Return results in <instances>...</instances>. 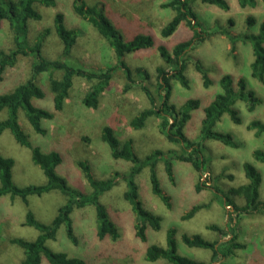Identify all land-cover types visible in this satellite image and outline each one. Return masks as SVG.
I'll use <instances>...</instances> for the list:
<instances>
[{
    "label": "rangeland",
    "instance_id": "obj_1",
    "mask_svg": "<svg viewBox=\"0 0 264 264\" xmlns=\"http://www.w3.org/2000/svg\"><path fill=\"white\" fill-rule=\"evenodd\" d=\"M88 6L98 5L102 7L106 17L120 32L124 41H129L139 34L151 35L155 45L143 50L125 54L123 61L132 70V77L136 82L141 80V75L147 73L149 78L145 84L157 98L158 94V67H167L160 56L157 47L163 45L169 50L179 42L190 39L194 31L186 24L181 23L177 30L169 37L161 35V29L171 20L174 12L161 5L168 0H135L129 11L120 12L116 6L120 0H81ZM124 1V0H122ZM132 2V0H129ZM153 1V2H152ZM74 0H56L53 7H44L37 4L36 8L42 15L40 21L31 20L27 39L33 44L35 36L43 28H49L42 54L50 60H64L72 66H82L87 70L101 71L117 62L116 56L108 42L100 36L95 28L86 20L78 16L73 8ZM230 9L225 11L216 6L195 0L191 3L197 15L200 27L211 31L205 40L196 48L188 52V65L186 76L190 81V88H183L178 81L172 80L173 90L171 101L181 106L188 99H199L201 106L191 112V119L187 122L184 133L188 139L198 140L201 138L200 127L203 109L211 102L213 97L221 91L218 79L223 74H230L235 81L244 78L247 87L261 98L262 103L254 112H249L245 102H238L235 108L241 117V123L235 124L229 115L225 114L216 124L215 130L232 134L240 143L239 148H230L214 140H207L205 144V156L207 169L201 176L192 165L180 161L173 162L174 180L172 184L165 172L163 162L156 166V172L164 192L170 196L171 208H167L161 199L154 195L151 189L149 169L145 168L134 178L138 186L139 199L145 208L161 217V229L158 232L148 228V241L142 243L135 235L134 224L136 214L131 204L125 200L124 192L127 189L125 180L120 179L118 184L101 197L113 222L118 227L120 237L116 241L111 239L99 240L96 235V218L93 207L75 209L72 213V221L78 243L74 244L66 235L64 226L57 232L55 240H49L47 245L57 252H65L69 256L84 259L88 264H162L145 260V249L149 244L166 245V235L170 228L176 230L178 252L193 260L209 262L211 251L201 248H190L182 240V235L200 234L205 239L214 241L221 239L218 232L209 229L216 225L225 227L228 223L227 209L221 197L214 193L213 186L227 191L229 187H235L246 183L243 163L253 162L262 175L261 195L264 200V163L253 159L252 152L255 148L264 149L262 139L254 136V131L247 129L252 120L264 122V82L251 75V63L254 60L252 46L249 42L237 41L234 50L229 39L220 29H226L233 35L247 32L256 34L260 24L264 21V4L257 0L255 8H241L237 0H227ZM152 3V5H151ZM104 6V8H103ZM142 8L153 10L154 16L152 27L134 26L131 32H123L114 22H124L126 13H135ZM144 11V10H142ZM56 13L64 15V22L69 29H78L80 34L74 45L70 58L62 56V42L54 28ZM132 15V14H131ZM253 16L256 24L250 28L246 26V19ZM231 21V22H230ZM160 26V28H158ZM200 27H197L200 29ZM0 48L8 51L13 48L12 33L7 21L0 28ZM141 52V53H140ZM33 56L20 57L16 66L9 69L4 80L0 84V94L9 92L18 84L25 82L30 77V64ZM199 60L208 70L210 76L216 81L210 88H204L200 74L194 68V60ZM141 70V73L138 71ZM125 73L116 71L108 89L102 94L101 103L97 110L87 109L82 104V99L87 92L88 85L85 80L75 78L70 97L66 101L64 109L60 112L54 110L53 93L50 90L48 75H41L40 84L45 93L43 99L33 100V105L54 113L52 120H44L42 125L49 130L47 136L36 134L24 111H19V122L30 142L41 148L44 152L58 151L63 156V162L56 171L66 178L68 184L83 192L89 190L88 183L84 178L78 161H86L96 179H108L114 173L124 174L131 164L125 160L113 159L109 147L101 139V127L109 125L114 128L115 135L122 141L132 139L135 153L140 158H145L153 151L159 149L163 152L178 150L177 144L170 143L158 129L159 120L149 118L145 127L135 130L129 125L130 119L142 109L150 107V102L139 86V83H131L128 90ZM7 117V111L0 112V120ZM90 134V144L81 141V136ZM0 155L13 158L14 183L20 187L30 184H43L46 177L43 171L33 163L31 151L18 144L9 130H5L0 136ZM222 174V179L212 180L210 188L201 193L195 191V184L201 179L206 180V175L215 177ZM233 175L234 181L227 176ZM202 177V178H200ZM236 204L243 205L244 201L234 198ZM66 198L58 191H52L42 196H30L29 207L25 206L19 197H0V264H21L23 259L22 249L9 242L13 237L34 240L38 230L24 225L25 215L31 210L37 220L49 224L58 208L64 204ZM202 206L197 214L190 220H182L192 206ZM237 241L244 248L236 250V254L228 259H222L220 264H264V213H254L245 216L237 223ZM224 239V238H222ZM41 264H50L43 256Z\"/></svg>",
    "mask_w": 264,
    "mask_h": 264
},
{
    "label": "trees",
    "instance_id": "obj_2",
    "mask_svg": "<svg viewBox=\"0 0 264 264\" xmlns=\"http://www.w3.org/2000/svg\"><path fill=\"white\" fill-rule=\"evenodd\" d=\"M195 0H168L161 6L169 8L174 12L171 20L161 29L163 37L171 36L181 23H186L194 34L190 39L179 42L173 49L169 50L163 45L157 47L160 56L163 58L167 67H158V94L159 104L156 96L145 84L149 78L147 73L141 75V80L136 82L132 77V70L123 61L125 54L139 52L155 45L151 35L139 34L129 41H124L120 32L106 17L102 7L98 5L88 6L81 0H74L73 8L75 13L82 19L90 23L95 30L102 36L114 51L117 62L105 70L94 71L87 70L82 66H72L64 60H50L43 56L42 47L50 33L49 28H43L33 41L29 44L27 34L31 20L40 21L41 13L36 5L44 7H53L56 0H0V28L4 21H7L12 33L13 48L5 51L0 48V84L4 80L5 73L14 68L20 57L33 56L30 64V77L23 83L18 84L9 92L0 94V112L6 110L7 117L0 120V136L5 130H9L16 142L31 151V159L37 165L46 177L43 184H30L20 187L14 183L13 167L15 161L13 158L0 155V197L10 196L19 197L25 206L29 207L30 196H42L52 191L60 192L66 201L62 204L57 214L49 224L37 220L34 213L28 210L25 215L24 225L38 230L39 234L34 240H27L20 237H13L9 242L22 249L23 259L21 264H41L44 256L50 264H88L84 259L69 256L65 252H57L50 249L47 245L49 240H55L57 232L61 226L65 227L67 237L74 243H78L75 235L72 221V213L75 209L93 207L96 218V235L99 240L111 239L116 241L120 237L118 227L111 219L108 210L101 203V197L116 186L120 179L127 183V189L124 192V198L127 200L136 214L134 224L135 235L142 242L148 241V228L155 232L161 229V217L145 208L139 199L138 186L134 178L139 175L143 169H149V178L151 189L154 195L158 196L167 208H171L170 196L167 195L158 179L156 166L161 161L164 164L165 172L172 184L174 180L173 162L180 161L192 165V167L201 174H207V158L205 156V144L207 140H214L230 148H239L240 143L228 132L215 130L216 124L227 114L235 124H240L241 117L235 108L236 103L245 102L247 110L254 112L262 103L260 97L247 87L244 78L235 81L230 74H223L218 79L221 91L218 92L211 102L203 109L201 118L200 134L198 140L188 139L184 133L187 122L191 119V112L200 108L199 99H188L181 106H177L171 101L172 80L178 81L183 88H190V81L186 76L188 65V52L205 40L206 35L211 31L203 30L194 12L191 3ZM202 3L216 6L222 10H229L230 6L227 0H199ZM241 8H255L257 0H237ZM264 4V0H262ZM231 22V21H230ZM256 24V19L249 16L246 19L247 28ZM197 27H200L198 29ZM54 28L57 36L62 42L63 58H70L72 49L76 44L80 34L78 29H69L64 22V15L56 13L54 17ZM230 41L234 50L235 43L242 41L249 42L252 46L254 60L251 63V75L264 82V21L260 24L259 31L256 34L247 32L240 35H233L226 29H220ZM194 68L200 74L204 88H210L216 83L212 79L208 70L199 60H194ZM121 70L125 73L127 83L124 90L130 88L131 83H139L140 88L147 96L150 107L137 112L130 121L129 125L135 130H141L145 127L149 118L155 117L159 120L158 129L165 138L173 144L180 147L178 150H168L163 152L159 149L153 151L145 158H140L134 151L132 139L120 140L115 135V130L109 125L101 127V139L109 147L110 155L116 160H125L131 164L128 171L124 174L116 172L111 178L96 179L90 165L86 161H78L80 168L86 179L89 190L83 192L78 188L68 184L66 178L59 175L57 167L62 164L63 156L58 151L44 152L40 147L33 145L29 136L25 133L19 122V111L25 113L32 130L36 134L47 136L49 130L42 125L44 120H52L54 113L33 105V100L43 99L45 93L38 82L41 75H48V82L53 93L54 110L60 112L64 109L66 101L70 97L75 78H81L88 85L82 104L87 109L97 110L101 103L102 94L108 89L116 71ZM142 71L139 70L138 73ZM38 81V82H37ZM247 129L254 131V136L262 139L264 145V122L261 120H252ZM81 141L90 144L92 138L90 134L81 136ZM253 159L264 163V149L255 148L251 153ZM244 175L247 182L235 187H229L227 191L213 186L214 193L221 197L227 209L228 223L225 227L212 225L209 229L218 232L221 239L210 241L200 234L182 235L183 242L190 248H201L211 251L209 262L193 260L178 252V243L175 237L176 230L170 228L166 235V245L149 244L145 249V260L148 262H159L162 264H220L222 259H228L236 254V250L244 248V245L237 241L238 234L237 223L245 216L254 213H264V200L261 195L262 175L257 166L250 161L243 163ZM206 180L201 179L195 184V191L201 193L210 188L209 183L222 179L223 175L211 177L206 175ZM202 178V177H200ZM230 181H234L233 175H228ZM237 197L244 201L243 205L236 204L234 198ZM202 206H192L190 210L182 215V220L193 218ZM224 238V239H222ZM105 264V263H101Z\"/></svg>",
    "mask_w": 264,
    "mask_h": 264
},
{
    "label": "crops",
    "instance_id": "obj_3",
    "mask_svg": "<svg viewBox=\"0 0 264 264\" xmlns=\"http://www.w3.org/2000/svg\"><path fill=\"white\" fill-rule=\"evenodd\" d=\"M135 2H136L135 0H132V2H130L129 0H124V1L120 0L116 6H119L121 8L120 12H123V11L126 12L130 10L131 8L130 6L134 5ZM126 14H127V18L124 20V22H114L116 23V25H118L120 30H122L123 32H127V33L131 32L132 31L131 29L134 26H141V27H146V29L148 28L150 29L153 25L152 20H154L153 19L154 13L151 7L150 9L141 7V10H138L134 14L131 12L126 13ZM158 28H160V26H158ZM141 52H144V51L142 50Z\"/></svg>",
    "mask_w": 264,
    "mask_h": 264
}]
</instances>
